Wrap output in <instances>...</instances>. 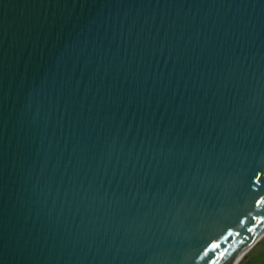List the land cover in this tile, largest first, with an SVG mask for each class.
<instances>
[{"label": "water", "instance_id": "1", "mask_svg": "<svg viewBox=\"0 0 264 264\" xmlns=\"http://www.w3.org/2000/svg\"><path fill=\"white\" fill-rule=\"evenodd\" d=\"M250 228L264 0H0V264H227Z\"/></svg>", "mask_w": 264, "mask_h": 264}, {"label": "rangeland", "instance_id": "2", "mask_svg": "<svg viewBox=\"0 0 264 264\" xmlns=\"http://www.w3.org/2000/svg\"><path fill=\"white\" fill-rule=\"evenodd\" d=\"M239 264H264V238L245 255Z\"/></svg>", "mask_w": 264, "mask_h": 264}, {"label": "bare ground", "instance_id": "3", "mask_svg": "<svg viewBox=\"0 0 264 264\" xmlns=\"http://www.w3.org/2000/svg\"><path fill=\"white\" fill-rule=\"evenodd\" d=\"M264 236V228L263 230L260 232L259 236L257 239H255V242L258 241L261 237ZM260 242V241H259ZM247 253V250H243L239 253V255H236L235 257H233L231 260H229V262L227 264H239L242 259L245 257Z\"/></svg>", "mask_w": 264, "mask_h": 264}, {"label": "snow or ice", "instance_id": "4", "mask_svg": "<svg viewBox=\"0 0 264 264\" xmlns=\"http://www.w3.org/2000/svg\"><path fill=\"white\" fill-rule=\"evenodd\" d=\"M252 231H253V230H252L251 228L248 230V232H249V236H248V238H247V239H244V240L242 241V243L240 244L239 248H237L236 251L234 252V256H235V255H239V252H240V251H243V249L246 248V247L248 246V244L251 243V239H252V237H251V232H252Z\"/></svg>", "mask_w": 264, "mask_h": 264}]
</instances>
